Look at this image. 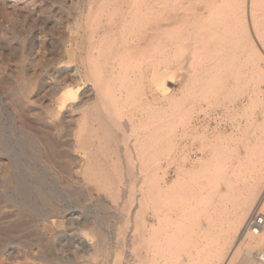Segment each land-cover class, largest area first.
<instances>
[{"label": "bare ground", "instance_id": "obj_1", "mask_svg": "<svg viewBox=\"0 0 264 264\" xmlns=\"http://www.w3.org/2000/svg\"><path fill=\"white\" fill-rule=\"evenodd\" d=\"M84 1L78 7L84 17L78 26L81 31L76 50L78 65L55 66L68 58L66 31L60 38L63 52L50 58L52 73L41 77L39 71L27 74L19 68L13 71V80L2 84V88L7 89L5 94L10 106L3 109L13 120L12 131L22 160L20 170L13 173L10 164L0 159L2 181L11 184L10 194L4 199L17 205L20 213L33 216L26 225L40 240L50 237L42 230L44 224L53 229L60 227L55 235L64 245L59 249H79L75 258L87 256L86 262L76 264H90L87 263L90 256L97 258L96 264H264V252L252 250L256 245L264 246V232L245 229L260 203L257 198L263 193L264 169H259L256 176H249L251 182L246 177L233 175L239 171L229 172L232 164L225 160L224 154L216 152L215 141L208 134L213 122L224 115H229L230 119L241 117L248 105L259 101L263 93L264 0H230L225 13H221L225 14L224 20L214 17L210 64L196 67V125L191 123L190 128L192 135L196 130L195 158L186 142L177 146L174 153L162 149L164 141L174 135L175 118H179L180 125L188 119L183 110L147 112L148 123L140 125L133 120L134 114L129 116L126 112L146 77L142 64L132 61L147 53L150 44L147 39L152 37L150 32L155 27L165 23L171 28L177 27L170 17L157 13L158 3L169 0ZM11 2V8L17 5L16 0ZM93 14L96 27L90 33L89 20ZM153 14L157 25L149 22ZM198 19L196 17V21ZM134 29H143L144 33L139 34L137 43L126 46L127 36L135 35ZM118 34L124 41L116 43ZM23 62L21 58L20 63ZM3 67L0 65V70ZM135 69L137 73L133 72ZM85 83L89 85L86 89L83 88ZM33 87L38 90L47 87L53 92L51 104L43 112L29 106L34 101ZM76 94L77 103L67 104ZM66 104L72 113L79 114L71 128V144L57 145L51 134L52 130H56L57 135L63 131V119L55 124V118ZM169 105L179 108L175 99H171ZM138 126L141 131L135 132ZM221 134L219 131L218 137ZM131 135L133 139H129ZM5 142H10L8 136L0 134V150L7 146ZM74 148L90 152L83 161L77 156L70 159L66 152ZM104 153L110 155L106 170L102 167ZM69 160L80 169V177L70 176ZM41 176L52 185L47 186ZM60 181L74 185L91 183L95 188L108 191L107 198H111L110 202L113 200L114 208V234L109 241L103 233L104 225L94 215L88 218L83 214L85 207L75 208L67 199L62 206L52 205L56 195L53 189H59L60 195L65 196L58 185ZM76 191L71 193L74 195ZM88 233L94 238L92 245L86 238ZM241 241L249 248L236 256V247ZM2 243L0 241V255ZM88 249L93 253L89 254ZM60 259L62 264H69L68 254H61Z\"/></svg>", "mask_w": 264, "mask_h": 264}, {"label": "rangeland", "instance_id": "obj_2", "mask_svg": "<svg viewBox=\"0 0 264 264\" xmlns=\"http://www.w3.org/2000/svg\"><path fill=\"white\" fill-rule=\"evenodd\" d=\"M11 1L13 0H0V43L4 45L1 46L0 44V57H2L0 59V65L6 67H3V70H0V134L8 136L10 140V142H5V145L7 144V146H5V149L0 150V159L5 163L10 164L11 171L15 173L17 170H20V163L22 160L18 156V148L15 144L16 137L13 133V126H11L13 120L10 113L6 112V109H3L4 106L5 108H10V106L7 101V94H5L7 92V89L2 88V84L4 82L9 83L11 80H13V71L15 72L19 68L22 70V72L26 71L25 73L27 74H30L32 71H35L37 73L39 71L41 77L45 76L46 74L52 73V59L50 58L57 57L60 52H63V40L60 38L61 35H63V33H65L66 31H68L69 34V42L68 46H66V54L68 55V58L64 63H58L55 66L60 67L63 66V64H67L69 66L78 65L76 50L77 42L79 41V35L81 33L78 26L82 24V19H84V17L80 15L78 7L80 6L79 4L84 0H16L17 5L12 8L10 5V3H12ZM206 1L209 3H207ZM229 1L230 0H169L158 3L157 7L160 9H158L157 13H161L166 17H170L177 27L171 28L169 27V25H167V23H165V25L161 24V27L159 28L155 27V29L150 32L152 37L150 39H147L150 43L147 48V53L144 55V57L137 56L136 58H138V60L134 59L132 61L133 64L141 63L143 66V71L146 74V77L143 80L144 84L140 88L141 90L134 93L136 95L135 101L128 106L129 109H126V112L129 116H133L131 114H134L136 116V118L133 119L135 123H138L139 125L148 123L149 117L147 115V112L150 111L155 113V111L157 112L158 110L164 109L172 111H179L181 109L185 112V114L188 115V119L186 120L184 125H180L178 117L175 118L176 131L174 130V135H172L170 140L164 141L165 147L162 149L165 152L174 153V151H177V146H181L186 142L190 146V154L192 155V158L196 157V130L192 132L193 135L190 134L191 125H196V67H199V65L210 64L208 58L210 56L209 52H211L210 45L212 40V29L214 27L215 21L214 19L220 16V20H224L225 14L221 13H225L228 8ZM84 2H87V0H85ZM120 2L122 3V1ZM93 16H95V14H93L89 20L90 33L96 27V21L94 22L95 18ZM152 16L153 17L149 19V22H152L153 25H157L156 16L154 14ZM196 17L199 18L198 21H196ZM91 19L93 21H91ZM92 26H94V28ZM162 28L163 30L161 31ZM11 30H13L14 32ZM178 31L179 33H177ZM133 32L136 36L134 34V36H127L128 42L126 46L128 44L137 43L139 34L141 33L143 35L144 33L143 29H134ZM120 40H123V36L121 37L118 34L116 43L122 42ZM201 47L203 49H201ZM49 48H51L53 51ZM6 53L7 55H5ZM21 58H24L23 63H20ZM26 64L28 67H26ZM133 72L137 73L138 69H135ZM53 82L56 83L58 81L54 80ZM263 84L264 82L261 83L263 93L260 95V100L252 105L249 104L246 111L241 117L230 119L229 115H224L220 119L221 121L217 120L216 122H213L211 124V128L208 131L211 140L215 141L213 144V148L217 153L219 152L224 154L225 160L228 163L232 164V166H229L228 168L229 172L232 173L237 170L239 172H237V174L233 173V175L246 177L250 182L252 180L250 177L256 176L258 172H260L259 169H264ZM87 87H89V85L88 83H85L83 88L86 89ZM32 89V97L34 101L32 100V102L29 103V106L39 108L43 112L50 106V100L52 97L51 95L53 92L50 88L47 87L41 88L40 90H38L39 88L37 89V87H33ZM77 93H79V90ZM140 94H142V97H140ZM74 97L76 98L68 100L67 104H76L77 94ZM145 99L147 100V103H144ZM171 99L178 100L179 108L169 105V101ZM67 104L60 109L61 112L58 114V117L55 118V124H57L59 120L63 119V131L60 133V135H57L56 130H52L51 134L52 139H54L55 143H58L57 145L69 144V142L71 144V140L73 139V131L71 128L74 124V118H76L77 114L79 113H72L69 108H67ZM140 117L144 118L142 120H139ZM218 130L222 132V139L217 135L219 134ZM137 131H141V126H138L136 128L135 132ZM178 133L180 136L178 135ZM165 134L166 133H164V135ZM133 137L134 136L131 135L129 136V139H133ZM11 139H13V141ZM220 141H222V143ZM177 143L178 145H176ZM197 145H199V141H197ZM168 146H170L169 149ZM57 150L62 151V149ZM89 152V149L74 148L67 150L66 155L68 157L70 156V159H74L75 156L79 157L80 159L83 158V161ZM108 155L109 154L104 153V155L102 156V167L104 170L108 169L109 166L108 163H106L110 159ZM18 161L20 162L17 163ZM68 165H70V171L72 172L70 176L72 178L73 176H81L80 169L74 163H72L71 160L68 161ZM41 181L45 182L47 186L52 185L51 183L48 184L49 180L44 176H41ZM63 183L66 185H64ZM10 185L11 184L8 181H2V178L0 176V241L4 243H2L3 247L0 255V263L22 264L21 262H23V264H50L52 261V264H59L60 262V264H62L60 255L65 253L70 257L69 264H76L77 262L81 261L83 263L86 262L87 256L83 257L84 255H82V257L79 256L78 258H75V256L79 254V249H59L61 248V245H64L63 241L55 235L56 231L60 227H56L55 229H53L49 225L44 224L42 230L46 231L50 235V237L43 240L37 238V236L33 234L30 229H28L26 222H30L33 216L20 213V208L17 207V205L13 204L12 202L10 204V201L4 199L7 194H10V190L8 189L11 187ZM58 185L60 186L65 196L62 197L60 195L58 191L59 189H53L55 190L54 192L56 195L54 196L52 205L54 207L62 206L67 199L66 201L75 208H80V206L85 207V211H83V214H85L88 218L94 215L95 218L98 219L102 225H104L103 233L105 235V239L109 241L111 239L110 237L114 234L112 228L114 222V208L112 206L113 200L112 202H110L111 198H107L109 195L107 193L108 191L103 190L102 188H95L91 183L80 184L82 186L81 187L77 184L74 185L72 182L69 183L60 181L58 182ZM262 185V189L264 190V182H262ZM78 189L80 190V192L78 191ZM74 190L77 191L73 195L71 191ZM263 190L262 192L264 193ZM263 193H261V198L260 196H258L259 199L257 198L260 203L258 204L256 210L261 213H264ZM99 199H101L102 202L99 201ZM95 200H97L98 202H96ZM97 207L99 209H97ZM86 238L89 245H92L94 238L91 233H88L86 235ZM240 243H238V246L236 247V256H240L244 249L249 248L244 241H241ZM89 250L90 249H88V251ZM252 250L264 252V246L256 245L252 248ZM29 253L32 254V256ZM91 253H93L92 249L89 251V254ZM47 255H50L49 258ZM87 263L96 264L97 258L95 256H90L89 259H87Z\"/></svg>", "mask_w": 264, "mask_h": 264}, {"label": "built area", "instance_id": "obj_3", "mask_svg": "<svg viewBox=\"0 0 264 264\" xmlns=\"http://www.w3.org/2000/svg\"><path fill=\"white\" fill-rule=\"evenodd\" d=\"M245 229L253 233L264 232V213L254 212L248 219Z\"/></svg>", "mask_w": 264, "mask_h": 264}]
</instances>
